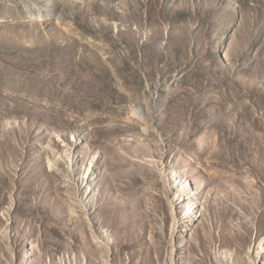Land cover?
<instances>
[{
    "label": "rangeland",
    "instance_id": "1",
    "mask_svg": "<svg viewBox=\"0 0 264 264\" xmlns=\"http://www.w3.org/2000/svg\"><path fill=\"white\" fill-rule=\"evenodd\" d=\"M264 264V0H0V264Z\"/></svg>",
    "mask_w": 264,
    "mask_h": 264
},
{
    "label": "bare ground",
    "instance_id": "2",
    "mask_svg": "<svg viewBox=\"0 0 264 264\" xmlns=\"http://www.w3.org/2000/svg\"><path fill=\"white\" fill-rule=\"evenodd\" d=\"M168 258H169V262H170V264H171V263H172V258H171V256L169 255Z\"/></svg>",
    "mask_w": 264,
    "mask_h": 264
}]
</instances>
